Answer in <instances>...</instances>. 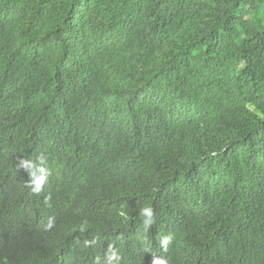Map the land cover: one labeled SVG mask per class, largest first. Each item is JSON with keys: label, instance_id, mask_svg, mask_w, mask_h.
Instances as JSON below:
<instances>
[{"label": "trees", "instance_id": "16d2710c", "mask_svg": "<svg viewBox=\"0 0 264 264\" xmlns=\"http://www.w3.org/2000/svg\"><path fill=\"white\" fill-rule=\"evenodd\" d=\"M154 257L264 264V0H0V264Z\"/></svg>", "mask_w": 264, "mask_h": 264}, {"label": "clouds", "instance_id": "9594fccd", "mask_svg": "<svg viewBox=\"0 0 264 264\" xmlns=\"http://www.w3.org/2000/svg\"><path fill=\"white\" fill-rule=\"evenodd\" d=\"M23 163V162H22ZM27 170V169H26ZM43 171V170H42ZM34 173H30V176H34ZM47 177L44 175H41L37 178H34L31 180V183H33L35 185V191L39 192L41 191L43 184L45 183ZM142 216L145 218V223L146 224H151L152 220L150 219L153 216V210L151 208H144L142 210ZM169 243V239L165 238L162 242H161V246L164 247L166 249L167 245ZM151 264H166L165 259L163 258H157L154 257Z\"/></svg>", "mask_w": 264, "mask_h": 264}, {"label": "bare ground", "instance_id": "6f19581e", "mask_svg": "<svg viewBox=\"0 0 264 264\" xmlns=\"http://www.w3.org/2000/svg\"><path fill=\"white\" fill-rule=\"evenodd\" d=\"M112 89H113V88H112ZM86 91H87V90H86ZM82 92H83V91H82ZM106 92H107V91H106ZM108 93H109V92H108ZM81 96H82V95H81ZM118 96H119V94H118ZM108 97L110 98L111 96H108ZM121 98H122V97H121ZM75 99H76V98H75ZM110 99H112V98H110ZM117 99H118V98H117ZM119 101H121V100H119ZM123 101H124V100H123ZM124 104H125V103H124ZM126 104H127V103H126ZM128 105H129V104H128ZM125 107H126V106H125ZM86 117H87V116H86ZM89 118H90V117H89ZM89 118H88V119H89ZM87 121H88V120H87ZM6 155H7V154H6ZM4 158H5V157H4ZM104 225H105V224H104ZM136 229H137V227H136ZM136 229H135V230H136ZM138 229H139V228H138ZM141 229H142V228H141ZM149 229H151V228H148V229H145V230L148 232ZM146 231H145V232L143 231V232L146 234ZM138 232H140V231L138 230V231L136 232V234H137ZM145 234H142V235L144 236ZM148 234H149V233H147L146 235L148 236ZM137 235H138V234H137ZM146 235H145V236H146ZM140 236H141V235H140ZM145 236H144V237H145ZM147 236H146V237H147ZM146 256H148V255H146ZM144 258H145V257H144ZM147 259H149V257H147ZM139 261H140V260H139ZM143 261H146V260L144 259ZM139 263H141V261H140Z\"/></svg>", "mask_w": 264, "mask_h": 264}]
</instances>
